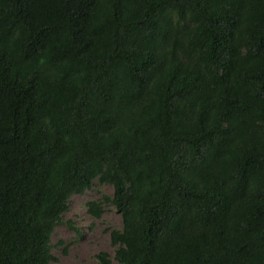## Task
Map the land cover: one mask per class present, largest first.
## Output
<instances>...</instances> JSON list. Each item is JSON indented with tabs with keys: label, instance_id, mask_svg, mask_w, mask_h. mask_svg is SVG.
I'll return each instance as SVG.
<instances>
[{
	"label": "trees",
	"instance_id": "trees-1",
	"mask_svg": "<svg viewBox=\"0 0 264 264\" xmlns=\"http://www.w3.org/2000/svg\"><path fill=\"white\" fill-rule=\"evenodd\" d=\"M95 180L99 264H264V0H0V264Z\"/></svg>",
	"mask_w": 264,
	"mask_h": 264
},
{
	"label": "rangeland",
	"instance_id": "rangeland-1",
	"mask_svg": "<svg viewBox=\"0 0 264 264\" xmlns=\"http://www.w3.org/2000/svg\"><path fill=\"white\" fill-rule=\"evenodd\" d=\"M112 187L108 184H99L96 180L83 194L73 195L68 204V209L63 215V223L58 225L52 236L55 245L52 253L57 261L49 264H99L95 254L99 251L113 255L114 248L110 244L109 231L121 227V219L113 205L103 204V212L99 218L92 217L87 212L86 203L98 200L103 195H111ZM67 221L72 222L78 231L70 229ZM66 246V252L61 249ZM112 264L115 261L112 259Z\"/></svg>",
	"mask_w": 264,
	"mask_h": 264
}]
</instances>
